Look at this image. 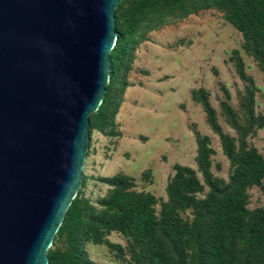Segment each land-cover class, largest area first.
Returning <instances> with one entry per match:
<instances>
[{
	"label": "rangeland",
	"instance_id": "1",
	"mask_svg": "<svg viewBox=\"0 0 264 264\" xmlns=\"http://www.w3.org/2000/svg\"><path fill=\"white\" fill-rule=\"evenodd\" d=\"M239 1L249 7L261 0ZM166 4L126 0L116 11L125 55L113 83L106 85L108 110L88 118L76 214L49 248L61 255L82 253V261L78 257L69 264H147L143 246L112 228L118 214L114 182L152 196L157 214L177 167L195 175L203 187L197 197L203 198L208 191L205 173L227 181L233 170L225 145L254 148L264 160V130L257 127L264 120L262 66L227 22L224 10L163 15L156 23ZM247 89L253 94L252 123L242 117ZM225 108L243 129L233 127ZM247 207L264 209V178L261 188L247 190ZM190 217L188 211L182 214Z\"/></svg>",
	"mask_w": 264,
	"mask_h": 264
},
{
	"label": "water",
	"instance_id": "2",
	"mask_svg": "<svg viewBox=\"0 0 264 264\" xmlns=\"http://www.w3.org/2000/svg\"><path fill=\"white\" fill-rule=\"evenodd\" d=\"M122 0H0V264H48L77 194Z\"/></svg>",
	"mask_w": 264,
	"mask_h": 264
},
{
	"label": "trees",
	"instance_id": "3",
	"mask_svg": "<svg viewBox=\"0 0 264 264\" xmlns=\"http://www.w3.org/2000/svg\"><path fill=\"white\" fill-rule=\"evenodd\" d=\"M125 1L118 4L114 16ZM162 1L167 2L166 12L160 13L156 23L162 22L160 17L163 15L182 17L207 8L224 10L227 22L241 34L245 48L251 51L264 70V0L249 7L239 0ZM115 31V43L109 54V85L114 81L120 67L119 59L122 53L125 55L126 47L125 38L117 29L116 17ZM131 56L132 53L129 61ZM239 73L243 75L242 68ZM109 87L105 86L101 104L89 118L101 116L108 110L111 101ZM252 106L253 94L247 89L241 104L244 122L252 123L256 119ZM228 113L236 130L245 127ZM257 127L264 130V120L258 121ZM93 128L92 124L90 129ZM223 151L233 164L227 181L205 173L204 183L208 191L203 198H198L203 187L195 175L186 168L177 167L166 189L167 201L157 214L152 196L127 191L123 182H114L116 191L112 200L117 203L118 214L112 228L143 246L148 254L143 257L147 264H264V209L249 210L247 207V190L262 187L264 160L254 148L237 149L227 144ZM77 196L78 193L65 212L56 235L66 230L74 218ZM185 211L190 213V218H182ZM71 253L61 255L48 250V264H63L62 261L69 264L78 257L82 261V253Z\"/></svg>",
	"mask_w": 264,
	"mask_h": 264
}]
</instances>
